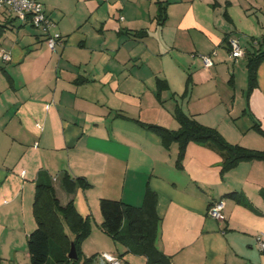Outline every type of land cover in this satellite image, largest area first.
<instances>
[{"label": "crops", "instance_id": "obj_1", "mask_svg": "<svg viewBox=\"0 0 264 264\" xmlns=\"http://www.w3.org/2000/svg\"><path fill=\"white\" fill-rule=\"evenodd\" d=\"M63 46L0 9V264H31L28 235L41 170L62 204L92 216L86 257L103 251L149 264L100 227V199L140 206L157 196L156 245L168 264H264V161L222 173V155L196 142L182 165L145 124L177 130V106L232 143L264 150V60L249 89L248 61L264 51V0H40ZM158 2L167 16L157 20ZM244 50L231 55L228 40ZM10 54L4 60L1 53ZM202 55H212L206 67ZM67 173L88 187L67 193ZM237 192L240 199L225 196ZM225 218L208 215L213 201ZM252 205V208L249 206Z\"/></svg>", "mask_w": 264, "mask_h": 264}, {"label": "trees", "instance_id": "obj_2", "mask_svg": "<svg viewBox=\"0 0 264 264\" xmlns=\"http://www.w3.org/2000/svg\"><path fill=\"white\" fill-rule=\"evenodd\" d=\"M157 20L163 23L166 19V5L158 2ZM5 26L0 25V31ZM264 60V51L253 54L248 61L249 89L256 86L257 70ZM180 126L177 130L168 129L157 124L145 126L161 137L165 148L174 143L179 146L177 164L182 165L187 146L196 142L217 150L223 157L222 173L234 168L242 161H264V150L251 149L228 142L214 127L199 122L187 114L181 106L174 112ZM262 135L264 128L257 123L254 126ZM63 188L73 194L77 187H88L89 183L81 177L74 178L65 173L61 178ZM225 196L240 199L237 192ZM157 196L147 189L144 201L140 206H134L120 199L103 197L100 199V210L103 220L100 227L115 241L129 247V250L143 254L149 264H168L169 257L156 245L160 218L156 211ZM252 208V205H249ZM33 214L37 227L28 235L27 246L31 264H71L68 254L72 242L76 246L78 260L76 264H93L94 257H86L82 245L92 231V216H82L74 199L62 204L57 196L53 179L44 170L36 179V190L33 203Z\"/></svg>", "mask_w": 264, "mask_h": 264}, {"label": "built area", "instance_id": "obj_3", "mask_svg": "<svg viewBox=\"0 0 264 264\" xmlns=\"http://www.w3.org/2000/svg\"><path fill=\"white\" fill-rule=\"evenodd\" d=\"M0 9L7 10L15 15L22 22H29L34 27L43 31L46 35V44L53 50L57 51L58 47L63 46L64 38L59 31H53L55 22L44 9V5L40 0H0ZM231 55L235 58L242 57L244 50L236 37H230L228 40ZM4 60H10L11 56L7 52L1 53ZM204 65L210 67L214 61L212 55H202ZM225 204L222 200L213 201L208 209V215L212 218L222 220L225 218ZM259 249L264 252V231L256 236ZM93 264H123L120 256L115 253L103 251L98 253Z\"/></svg>", "mask_w": 264, "mask_h": 264}, {"label": "water", "instance_id": "obj_4", "mask_svg": "<svg viewBox=\"0 0 264 264\" xmlns=\"http://www.w3.org/2000/svg\"><path fill=\"white\" fill-rule=\"evenodd\" d=\"M68 256L70 259H72L71 264H76V261L78 260V254H77L76 246L73 242L71 244V249Z\"/></svg>", "mask_w": 264, "mask_h": 264}, {"label": "rangeland", "instance_id": "obj_5", "mask_svg": "<svg viewBox=\"0 0 264 264\" xmlns=\"http://www.w3.org/2000/svg\"><path fill=\"white\" fill-rule=\"evenodd\" d=\"M84 242H85V241H84ZM84 242H83V243H84ZM84 255H85V253H84ZM85 256H86V255H85ZM89 256H92V255H89Z\"/></svg>", "mask_w": 264, "mask_h": 264}]
</instances>
